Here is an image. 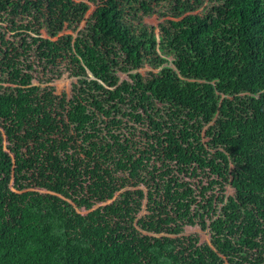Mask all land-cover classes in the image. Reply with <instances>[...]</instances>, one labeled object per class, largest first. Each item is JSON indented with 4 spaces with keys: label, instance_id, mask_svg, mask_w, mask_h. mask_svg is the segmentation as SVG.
<instances>
[{
    "label": "trees",
    "instance_id": "trees-1",
    "mask_svg": "<svg viewBox=\"0 0 264 264\" xmlns=\"http://www.w3.org/2000/svg\"><path fill=\"white\" fill-rule=\"evenodd\" d=\"M0 264H264V0H0Z\"/></svg>",
    "mask_w": 264,
    "mask_h": 264
},
{
    "label": "rangeland",
    "instance_id": "rangeland-1",
    "mask_svg": "<svg viewBox=\"0 0 264 264\" xmlns=\"http://www.w3.org/2000/svg\"><path fill=\"white\" fill-rule=\"evenodd\" d=\"M92 10V9H91ZM90 10V11H91ZM146 22L152 24V25H157L158 23V19L156 18V16H152L151 18H147ZM11 33L7 34V37H10ZM63 65H59L57 66V70L60 71L59 74H62L60 76H56V72L54 73H49V72H39L37 74H35V79L33 81L34 84L40 86V88H46L48 86L53 87V94L55 95H61L62 93H66L67 95H69L70 93V85L71 82L74 80L73 77L70 76L69 72L65 71L63 69ZM149 70L147 67L140 69L139 72L144 73L145 71ZM126 77V74H121L120 78L123 79ZM144 129V128H142ZM140 129V130H142ZM132 140L135 142L136 147H138V149H144L145 147V138L143 137V134L141 133V131H135V134L131 137ZM159 163H157L158 165ZM125 189H133V187H125L123 188V190ZM41 192H44V190L42 189H37ZM122 190V191H123ZM228 192H231L230 190H228ZM110 201H99V200H95L94 201V208H97L99 206H103L107 203H109ZM82 213H85L86 211L81 210ZM176 211L173 205L167 204L165 206V208H163L162 210V220H163V224L161 226V232L159 233V235H164V236H173L174 232L176 230H179L181 234L194 239L196 241V243H201L202 241L208 240L209 238V234L207 231H203L201 230L199 227L192 225V226H185L181 229H178V222L176 221Z\"/></svg>",
    "mask_w": 264,
    "mask_h": 264
}]
</instances>
